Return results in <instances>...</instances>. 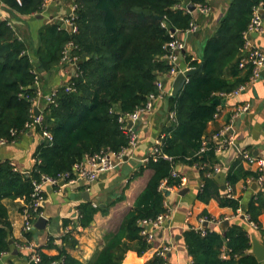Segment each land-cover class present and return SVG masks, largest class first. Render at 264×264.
I'll list each match as a JSON object with an SVG mask.
<instances>
[{"label":"trees","instance_id":"16d2710c","mask_svg":"<svg viewBox=\"0 0 264 264\" xmlns=\"http://www.w3.org/2000/svg\"><path fill=\"white\" fill-rule=\"evenodd\" d=\"M1 1L6 11L23 16H38L44 8V0ZM187 1L74 0L76 31L59 20L45 23L31 51L10 17L0 19V140L11 142L28 131L26 123L34 117L38 97V73L43 76L66 66L69 43L73 44L68 55L77 57L67 63L74 64L75 73L57 88L55 101L48 103L44 111V126L37 127L38 132L50 130L53 139L38 147L30 174L16 170L8 160L0 161V256L11 247L12 222L5 199H22L26 207L32 202L34 181L43 174L74 175L75 164L86 157L106 149L118 153L129 145L121 117L145 106L152 94L159 93L158 80L177 67L165 57L169 52L166 45L172 39V28L187 31L195 22L193 13L185 8ZM189 1L194 5L208 3ZM260 6L264 8V0H232L215 34L205 44L203 69L189 78L177 96H168L175 119L165 125L156 144L157 154L141 165L135 176L147 168H152L153 174L94 260L85 263L68 252L67 247L77 243L69 230L62 237L63 244L57 247V255L49 256L37 246L43 264H124L130 250L144 254L152 243L142 234V221L154 220L167 211L160 184L167 179L171 186L181 187L182 174H173L180 164L198 169L202 180L199 200L208 203L217 199L221 206L231 207L235 216H240L241 209L250 228L263 233L260 217L264 212V183L258 180L263 171L245 168L239 153L222 184L216 172L223 165L216 142L207 141L203 149L204 135L219 107L215 100H222L221 93L234 91L252 74L251 63L242 66L248 54L244 34ZM184 60L189 68L201 64L187 52ZM242 179L257 184L245 206L242 198L234 194L235 185ZM108 207L94 205L92 200L82 202L75 226H90L95 214L99 210L106 213ZM203 215L210 217L207 211ZM206 229L205 234L194 227L184 231L192 264L264 263L252 251L251 230L246 224L232 222L224 232ZM25 236L32 241V231L25 232ZM53 240L50 238L48 247L55 246ZM162 262L164 259L155 254L146 264Z\"/></svg>","mask_w":264,"mask_h":264},{"label":"crops","instance_id":"0c3cea01","mask_svg":"<svg viewBox=\"0 0 264 264\" xmlns=\"http://www.w3.org/2000/svg\"><path fill=\"white\" fill-rule=\"evenodd\" d=\"M207 1L210 6L209 11L200 13L194 10L192 12L196 22L195 30L176 32L178 39L185 42L184 53L187 52L201 63L205 44L215 34L232 0ZM187 4H191V1L188 0ZM74 6H76L74 0H53L40 13L42 17L12 14L5 8L3 15H5L4 19L10 17L15 30L29 43L31 51L32 47L37 44L39 28L52 20L60 21L62 17L70 14ZM260 10H263L264 24V8L261 7ZM252 42L264 51V27L258 37L253 36ZM184 53L181 52L179 59L175 62L178 70L189 68L184 60ZM68 62V59H64L66 66L62 65L53 72L41 75L42 94L38 95L34 104V109L37 108L38 112L45 111L48 106L47 95L56 92L57 88L65 84L69 76L75 73L74 64H67ZM175 77L164 78L165 95L153 100L152 110L140 114V118L133 126L138 133V141L127 151L126 158L114 170L101 172L98 179L90 183L82 180L77 184L65 183L46 188L42 212L48 219V224L45 229L36 227L38 217L32 230V242L40 246L44 253L49 256L57 255L59 253L57 247L63 244L62 237L71 230L77 243L67 247L68 252L85 263H91L107 242L109 235L117 230L123 216L132 207L153 174V169L147 168L141 175L135 176L139 167L146 164L152 155L157 154L156 144L160 135L165 125H170L173 121L168 96L172 91ZM221 99V103L218 104L219 115L209 123L204 140L216 142L219 139V131L227 124H232L233 129L229 133L233 134L234 143L218 152L223 164L219 179L223 184L228 167L239 153L248 151L251 155L264 159V75L240 94L222 96ZM246 103H250L249 109L235 115L238 108ZM45 143H48L47 140L38 131L28 130L18 139L0 144V161L8 160L16 170L30 174L36 162L35 153L38 147ZM234 145L238 147V152L233 150ZM243 164L247 169H260L257 162L251 164L244 161ZM177 169L186 177V182L181 187L176 186L172 192H164L169 204L170 216L164 226L154 231L155 238L150 249L142 255L130 250L124 258V264H146L153 259L156 250L165 244L173 245L168 255L169 264H192L193 260L185 242L184 231L200 226V218L205 211L209 212L210 221L203 225L210 229L224 232L228 225L224 227L223 221L229 219V224L232 222L246 224L251 234L256 233L262 241L264 240V212L260 217L263 233L259 234L250 228L246 220L241 218L244 214L242 210L239 212L240 216H235L231 207L221 206L217 199H211L206 203L197 198L202 180L195 166L180 164L177 165ZM250 182L251 179L247 181L242 179L235 185V197H241L244 206L248 203L253 190L256 189L252 188V182L247 188ZM85 194L89 195V198H85ZM86 200H92L94 205L101 207L110 205V207L107 208L106 213L99 210L90 226L76 227L78 205ZM5 203L12 222V232L9 238L12 242H10V250L0 256V264H36L30 261L28 251L21 246L27 242L24 232V200L5 199ZM50 238L54 239L52 241L54 247L47 246Z\"/></svg>","mask_w":264,"mask_h":264},{"label":"built area","instance_id":"2783aa9c","mask_svg":"<svg viewBox=\"0 0 264 264\" xmlns=\"http://www.w3.org/2000/svg\"><path fill=\"white\" fill-rule=\"evenodd\" d=\"M53 0H44V8L43 11L47 8V6L52 2ZM262 6L258 7L255 9L254 14L252 16V19L250 21V24L248 26V29L245 31L244 38H245V50L248 52L246 58L243 59L242 66L246 65L247 63H251L253 65L252 68V74L249 78V80L240 85L237 89L230 93H221L222 96H233V95H238L242 91L246 90L248 86L256 82L261 76H262V71L264 70V51L258 46L253 44V35L252 33L254 32H261L263 30L264 24H263V15L260 10ZM4 4L0 0V19H4L3 15V10H4ZM185 8L190 10L188 4L185 6ZM74 10L75 6L72 8L71 12L69 15L62 17L60 22L63 23L64 26H69L72 28L73 31H76V26L74 25ZM198 10L200 13H205L210 10V6L208 3L202 4V3H197L195 4V11ZM196 28V22L192 23L191 27L187 29V31H193ZM172 39L167 43L166 47L169 49V52L165 55V57L170 60L171 62H176V60L179 59V54L181 51L185 49V42L178 39L176 32L171 33ZM73 43H69L65 52V59H68L69 61L73 60L75 61L77 57H70L69 50L70 47H72ZM180 71L178 70L177 67H173L169 74L167 76H176ZM36 87L38 89V95L42 94L41 89H40V82H39V76L37 75L36 78ZM164 79H160L157 82V86L159 89V93L157 95L152 94L149 97L148 102L145 104V106L137 109L135 112L127 114L123 117H121V121L124 122V129L129 134V145L122 149L120 152H112V151H104L98 154H94L92 156L86 157L83 161L75 164L74 166V175L71 174L70 172L64 173L60 177H53L47 174H43L41 176L40 180H35L34 181V187H33V192L31 194L32 196V202L24 208V215H25V223H24V232H29L32 231L34 228V223L37 220V218L40 215H44L42 212V207L45 202V197H46V188L48 186H59L61 185L60 183L62 181H65V183L69 184H77L79 182L86 181V182H92L98 179L100 176L101 172H108L114 170L118 164L126 158L127 151L134 147L138 141V133L133 129V126L128 128V119H132L135 123L138 121L140 118V114L142 112H146L149 110H152L153 108V100L156 99L157 97H163L165 95V84H164ZM54 93H49L47 95V102L51 103L54 102ZM250 103H246L243 106H240L236 112L235 115H238L240 112H245L249 109ZM220 109L217 110V112L214 115V118L218 117ZM175 112H171V117L173 120L175 119ZM44 120H45V114L44 111H39L38 114L34 113V117L30 122L26 123V127L28 130H36L38 126H44ZM232 124H227L224 126L218 133L219 139L216 141V150L217 152L222 151L225 147L230 146L234 143L233 141V134H230L229 132L232 131ZM41 136L49 142L52 141L53 135L50 130L47 128H44L42 131L39 132ZM8 142L5 139L0 140V144H4ZM160 140H158L157 143H159ZM206 141H204V148H206ZM242 157L244 158L245 161L250 162L251 164L253 163H259L260 165V170L263 171L264 169V159H259L256 156L251 155L248 151H243L241 152ZM170 158V157H168ZM171 159V158H170ZM222 167H218L216 169V172L220 173ZM174 176H179L180 172L179 170L176 169L173 171ZM260 183H264V174L261 173V175L258 178ZM181 185H184L186 182V177L181 175ZM176 186H171L168 184V180L164 179L161 184L160 188L166 193V192H172L173 189ZM165 206L167 207V211L160 214L156 219L154 220H143L142 221V234L146 236L147 240L149 242H153L155 238L154 231L157 228H161L164 226L166 223L168 217L170 216V208L169 204L165 199ZM241 212V209L239 210ZM223 219V218H222ZM225 220V219H224ZM210 221V217L203 215L200 218V226L194 227L196 230H199L202 232V234H205L207 232L206 228H209L208 226H204L203 224L206 222ZM22 248H25L28 253H29V259L32 262H35L36 264H43L42 263V256L37 250V246L34 242L32 241H27L25 244L21 245ZM173 245L171 244H165L159 249L156 250V255L159 257H162L164 259V262L162 263H156V264H169L168 262V255L172 250ZM59 262H52V263H44V264H55Z\"/></svg>","mask_w":264,"mask_h":264},{"label":"water","instance_id":"95a60500","mask_svg":"<svg viewBox=\"0 0 264 264\" xmlns=\"http://www.w3.org/2000/svg\"><path fill=\"white\" fill-rule=\"evenodd\" d=\"M188 6L190 10L192 11L195 10L194 4H189ZM262 11L263 10H261V12ZM38 16L42 17V14H39ZM171 30L172 32H176L175 28H172ZM252 35L256 38L260 35V33L254 32L252 33ZM203 64L204 62H202L198 68H188V69L180 71L173 80L172 91L170 95L177 96L183 90L189 78L196 72L201 71L203 69ZM262 75H264V70L262 71ZM215 102L217 104L221 103L219 99H216ZM34 112L35 114H38L37 108L34 109ZM134 125H135V122L132 119H128L127 127L130 128ZM233 150L235 152L239 151L236 145L233 146ZM105 151H109V150L106 149ZM27 175H29V173H27ZM60 184H65V181H62ZM256 186H257L256 183L252 184L253 189H255ZM222 189H225V186H222ZM85 198H89V195L85 194ZM242 218H245L244 214L242 215ZM47 224H48V219L44 215H40L36 222V227L40 229H45ZM227 225H229V219H226L223 221V226L225 227ZM251 238H252V251L257 256L258 260L263 262L264 261V242L256 235V233H252ZM9 242H12V240H9Z\"/></svg>","mask_w":264,"mask_h":264},{"label":"rangeland","instance_id":"374dc122","mask_svg":"<svg viewBox=\"0 0 264 264\" xmlns=\"http://www.w3.org/2000/svg\"><path fill=\"white\" fill-rule=\"evenodd\" d=\"M38 76H39V82H40V89L42 91V87H41V84H42V81H41V75L38 73ZM49 95V94H48Z\"/></svg>","mask_w":264,"mask_h":264},{"label":"bare ground","instance_id":"6f19581e","mask_svg":"<svg viewBox=\"0 0 264 264\" xmlns=\"http://www.w3.org/2000/svg\"><path fill=\"white\" fill-rule=\"evenodd\" d=\"M5 20V19H4Z\"/></svg>","mask_w":264,"mask_h":264}]
</instances>
